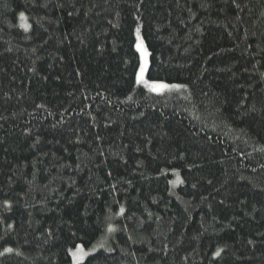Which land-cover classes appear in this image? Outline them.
I'll return each instance as SVG.
<instances>
[{"label":"trees","instance_id":"16d2710c","mask_svg":"<svg viewBox=\"0 0 264 264\" xmlns=\"http://www.w3.org/2000/svg\"><path fill=\"white\" fill-rule=\"evenodd\" d=\"M73 263L264 264V0H0V264Z\"/></svg>","mask_w":264,"mask_h":264},{"label":"snow or ice","instance_id":"6c2138e0","mask_svg":"<svg viewBox=\"0 0 264 264\" xmlns=\"http://www.w3.org/2000/svg\"><path fill=\"white\" fill-rule=\"evenodd\" d=\"M137 48L139 50L140 49V45H137ZM144 52H145V55H146L147 54L146 49L144 50ZM145 71H146V67L142 66L141 69H140V74H139V76L137 78L138 81L143 79ZM145 83H147V82H145ZM148 86H150L153 91L163 90V89L170 88V87H172V88L179 87L178 85H168V84L157 83V82H153V83H151ZM121 211H123V210H121ZM5 251L6 252H11L12 249L11 248H7V249H5ZM216 255L219 256L220 253L217 252Z\"/></svg>","mask_w":264,"mask_h":264},{"label":"rangeland","instance_id":"374dc122","mask_svg":"<svg viewBox=\"0 0 264 264\" xmlns=\"http://www.w3.org/2000/svg\"><path fill=\"white\" fill-rule=\"evenodd\" d=\"M142 50L143 49H140V52H141V54H142ZM145 52H144V54L142 55V63L145 61ZM151 83H153V82H147V83H144L148 88H151L150 86H148V85H150ZM151 90V89H150ZM164 90H167V88L166 89H164ZM163 90V91H164ZM153 91V90H152ZM156 92H161V91H156ZM74 253H76L75 254V259H73L72 261L73 262H76V261H78V260H82V258L85 256V254H84V251L82 250V249H76L75 250V252ZM73 264H75V263H73Z\"/></svg>","mask_w":264,"mask_h":264}]
</instances>
